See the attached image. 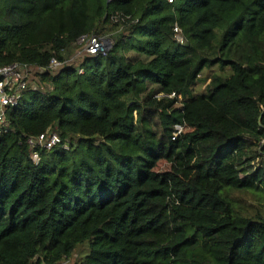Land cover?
<instances>
[{
    "label": "trees",
    "instance_id": "trees-1",
    "mask_svg": "<svg viewBox=\"0 0 264 264\" xmlns=\"http://www.w3.org/2000/svg\"><path fill=\"white\" fill-rule=\"evenodd\" d=\"M16 63L48 89L29 85L0 130V264L84 243L82 264H264V215L232 201L264 192V0H0V67ZM48 130L69 149L36 163L27 139Z\"/></svg>",
    "mask_w": 264,
    "mask_h": 264
},
{
    "label": "built area",
    "instance_id": "built-area-1",
    "mask_svg": "<svg viewBox=\"0 0 264 264\" xmlns=\"http://www.w3.org/2000/svg\"><path fill=\"white\" fill-rule=\"evenodd\" d=\"M172 0H169L171 2ZM176 34V41L178 44L183 45L184 39L182 37L181 29L176 26L174 29ZM78 45L82 47V51L90 57L105 55L108 48L112 47V41L106 37L100 36H84L79 39ZM63 65L57 59H53L50 63V69H57ZM34 67L25 64H12L5 67H0V130L4 133L8 132L7 111L16 108L21 103L24 93L29 86L30 73ZM80 74L84 73L80 69ZM174 96V95H172ZM170 96V97H172ZM189 130L185 125H175L172 133V140H176L179 136L183 135ZM30 157L34 162H39V152L41 150L53 151L57 147L67 151L69 146L62 143L59 135L50 130L39 135L38 137H30L27 139Z\"/></svg>",
    "mask_w": 264,
    "mask_h": 264
},
{
    "label": "rangeland",
    "instance_id": "rangeland-1",
    "mask_svg": "<svg viewBox=\"0 0 264 264\" xmlns=\"http://www.w3.org/2000/svg\"><path fill=\"white\" fill-rule=\"evenodd\" d=\"M108 36L105 37L108 38L110 41H112V47H113L114 41L110 38V35ZM112 47L108 48L106 54L109 53ZM129 56H133V54H130ZM67 57H69L67 64H73V65H80L83 61L89 59V56H87L82 51V47L78 44L76 45L74 51L71 52ZM62 63L64 65V62ZM59 68L51 69V71L57 72L60 70ZM38 73H40L38 69L32 70L29 77V85L36 86L41 89H45L46 85L40 84ZM215 73H219V68L217 66L213 67L210 70H206L200 77L201 81H199L197 84L193 86V94L199 95L204 93L206 91L207 85L210 83L209 77ZM158 97L160 98L161 95H158ZM186 131L188 132L189 130ZM169 170H170V165L168 162L161 161L158 164L157 167L158 172L163 173ZM232 201L234 203L237 212H242L244 215H255L256 213H259L260 215H264V192L262 191L234 192L232 193ZM88 253H89V244L84 243L78 246L71 255V257L63 260L61 264H82L84 258L87 256Z\"/></svg>",
    "mask_w": 264,
    "mask_h": 264
}]
</instances>
